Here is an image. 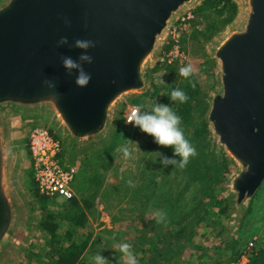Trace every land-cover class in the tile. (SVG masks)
Returning <instances> with one entry per match:
<instances>
[{
	"label": "water",
	"instance_id": "95a60500",
	"mask_svg": "<svg viewBox=\"0 0 264 264\" xmlns=\"http://www.w3.org/2000/svg\"><path fill=\"white\" fill-rule=\"evenodd\" d=\"M242 29L215 47L219 92L207 122L236 167L228 194L233 208L252 200L264 182V0H246ZM196 0H7L0 6V109L47 116L69 144L98 139L118 100L144 88L143 71L169 23ZM61 37L69 43L57 46ZM76 39L95 42L87 87L75 84L61 57L77 60ZM45 80L55 82L57 94ZM0 114V250L13 230L5 185L7 155Z\"/></svg>",
	"mask_w": 264,
	"mask_h": 264
},
{
	"label": "rangeland",
	"instance_id": "374dc122",
	"mask_svg": "<svg viewBox=\"0 0 264 264\" xmlns=\"http://www.w3.org/2000/svg\"><path fill=\"white\" fill-rule=\"evenodd\" d=\"M6 1L0 0V6ZM203 1L196 0L192 6L183 10L193 13V18L188 25L179 28L177 16L167 27L168 29L176 28L178 42L187 56L184 66L192 65L193 74L186 79L179 75L175 66L160 64L156 61V57L162 50L160 40L151 59L145 65L144 88L138 92L123 95L118 100L112 109L110 123L102 137L69 144L47 116L18 117L12 115L9 110L5 112L0 109V114H4L1 125L7 155L5 185L16 213L13 230L0 250V264L47 263L48 249L43 244L46 230L39 226L48 214H53L55 217L56 233L61 236V240H67L63 236L70 231L71 241H86L87 250L76 264H94L92 258L98 253L107 260L106 264H123L121 253L116 245L128 243L134 253L135 247L141 241L137 238L140 230L137 226L138 221L135 222L133 219L135 215L141 213L140 211L145 212L143 214L145 223L152 217L150 204H147V208L142 207L140 204L142 197L133 194V191L147 182L145 177L154 175L156 183L159 180L156 176H161L165 166L160 162L161 157L155 153L167 156L174 151L172 148L158 146L152 137L126 124L125 120L133 107L141 106L142 111H151L155 104L167 105L180 116L181 102L172 101L171 92L190 80L195 84V91L189 101L188 115L184 119L181 118L180 126L186 139L192 145L197 143L196 158L203 156L206 160L211 178L209 184L214 188L220 187L219 191L227 199L224 200L228 202V209L222 215L217 214V207L209 210L210 217L218 219L219 223L215 224L213 230L202 231L197 236L195 243L199 245L194 247L200 246L205 250L209 248L210 251L207 250L208 253L199 257L196 248H187L181 257V260L184 259L187 262L177 264H248L249 259L257 251L264 250V182L250 202L233 208L234 198L228 194V185L237 169L229 160L224 148L218 144L206 119L211 98L219 92L218 62L213 57L214 49L230 33L242 29L248 12L247 1L220 0L213 7L198 13L197 8ZM183 11L178 15H181ZM35 126L50 128L53 132L55 130L62 143L64 164L76 166V174L83 164L90 166L85 168V172L96 167L97 151L105 150L111 138L120 130L122 135L127 134L121 145H126L130 149L131 158L125 159L123 153L117 151L121 145L110 152L106 156L107 168L101 171V187L79 192V194L73 189L81 207V209H75L67 201L45 199L35 194L27 150L28 133ZM125 127L126 130L122 129ZM202 145L205 149L200 147ZM224 159L225 162H223ZM182 179L185 180V176ZM183 180H179V184L184 182ZM129 181L132 182L131 185ZM86 189L88 190V187ZM159 190H161L160 185ZM131 194L136 200H130ZM83 199L88 202L83 204ZM224 200L221 201L222 205ZM199 201L202 205L207 204V200ZM81 216L83 222L81 221L79 225L70 224L66 219L71 217L80 220ZM220 228L223 230L221 244L214 238L215 230ZM225 241L234 243L226 248ZM217 245H220L219 250L214 251L212 247ZM58 251L60 253L62 248ZM140 264H163V261L156 259V262H153L152 252H148Z\"/></svg>",
	"mask_w": 264,
	"mask_h": 264
},
{
	"label": "trees",
	"instance_id": "16d2710c",
	"mask_svg": "<svg viewBox=\"0 0 264 264\" xmlns=\"http://www.w3.org/2000/svg\"><path fill=\"white\" fill-rule=\"evenodd\" d=\"M219 2L220 0H204L197 8V12L201 13ZM193 84V81L190 80L187 81L185 85L178 87L179 90L185 92L188 96L187 102L180 103L179 105V115L183 119L188 115L189 101L192 99V93L195 91V86L193 87ZM122 129L126 130V127ZM120 131L118 134L116 132L117 135L111 138L105 150L101 149L97 151L98 164L96 167H92L89 171L85 172V168L90 166L82 165L81 170L76 174L73 184L78 194L79 192L91 191L92 188L99 189L101 187V171H103L105 167L107 168L106 156L120 146L127 135H122ZM193 146L196 149L197 143H193ZM200 147L205 149L203 145ZM62 154L63 151L58 158L60 164L65 165ZM167 156L179 160V157H174L173 153ZM223 162H225V159ZM161 173V176H156V178L158 177L159 179L157 183L154 180V175H150L145 177V179H147L146 183L133 191V194L142 197L140 200L142 207L147 208V204H150L152 211L161 210L167 214L166 226L165 224H157L153 216L145 223L144 211H140L141 213H138L137 216L135 215L133 221H138L137 226L140 227V230L138 231L139 235L137 238L141 241V243L135 247L136 250L134 252L138 264H140L141 260L148 252H152L153 262H156V259H158L162 260L163 264L187 262L184 259L181 260L187 248H196L195 250L199 253V257L204 253H208L210 251L209 248L205 250L200 246L194 247V245H199L195 243L198 238L197 236L202 231L208 229L213 230L212 228L215 224L219 223L218 219L210 217L209 210L217 207V214L222 215V213H226V209H228V202H225L224 199L226 198H224L219 191L220 187L214 188L209 184L211 180L209 166L206 165V160L203 156H199L198 158L194 156L190 158L188 165L184 169H180L178 166L174 167L173 165H168L163 168ZM30 174L32 178L31 171ZM183 176H185V180L182 179ZM179 180H183L184 182L179 184ZM159 185L161 186V190L158 191ZM86 187H88V190ZM35 194L39 196L36 190ZM133 194H131L130 200H136ZM89 196L91 197L92 194ZM201 199L207 200V204L202 205L201 201H199ZM222 200H224V205L221 204ZM67 202L75 209H81L75 198ZM86 202L88 201L85 199L82 200L83 204H86ZM129 211H131V209H129ZM132 213L133 212H131V214ZM66 219L70 224L79 225L81 221L83 222L82 216L80 220L71 217H67ZM54 220L55 217L53 214H48L45 216L43 223L39 226V228H44L46 230L45 234L47 236L43 238V244L47 247L49 256V260L45 264H76L87 250L86 241H71L70 238L72 234L70 231L63 236L67 240H61V236L56 233L57 226ZM222 236L223 230L221 228L218 230L216 229L214 238L218 239L220 244L223 243ZM233 243L234 242L230 243V241H225L224 245L227 248L228 245ZM150 246L152 248L148 249ZM218 247H220V245L213 246L212 248L214 251H217L219 250ZM60 248H62V251L59 253L58 250ZM248 264H264V250L257 251L249 259Z\"/></svg>",
	"mask_w": 264,
	"mask_h": 264
},
{
	"label": "clouds",
	"instance_id": "9594fccd",
	"mask_svg": "<svg viewBox=\"0 0 264 264\" xmlns=\"http://www.w3.org/2000/svg\"><path fill=\"white\" fill-rule=\"evenodd\" d=\"M69 43L67 37H61L58 41V47L64 46ZM95 42L87 39H76L74 47L81 50L77 60H74L70 56H62L61 62L63 68L68 75H71L74 71L77 73L75 78V84L78 88H85L91 81V75L85 71L84 64H92L93 58L88 55L89 49L95 48ZM193 74L192 65L181 67L179 75L188 78ZM44 85L52 90L50 100L55 101L58 97L54 89L56 88L55 82L51 80H45ZM195 85L193 84V87ZM172 101H179L181 103L187 102L188 96L185 92L175 89L171 92L170 96ZM126 124H130L133 127L138 128L142 133L153 138L154 143L162 148H172L173 156L179 157V160L163 156L161 153H155L158 157H161L160 162L165 167L168 165L178 166L180 169H184L190 158L197 155L195 147L186 139L184 131L181 128V117L178 116L172 108L163 104H155L151 111H142L141 106L133 107L131 113L125 120ZM132 143L131 141H128ZM118 152H122L125 159L131 158V151L126 145H121L117 148ZM131 185V181L128 182ZM151 215L155 218L157 224H165L167 222V214L161 210H153ZM115 239V237H113ZM116 248L121 253V260L123 264H138L137 258L131 250V245L128 243H121L116 245ZM94 264H106L107 260L99 253L93 258Z\"/></svg>",
	"mask_w": 264,
	"mask_h": 264
},
{
	"label": "built area",
	"instance_id": "2783aa9c",
	"mask_svg": "<svg viewBox=\"0 0 264 264\" xmlns=\"http://www.w3.org/2000/svg\"><path fill=\"white\" fill-rule=\"evenodd\" d=\"M192 18V11H183L176 18L179 28L188 25ZM178 41L176 28H167L161 38L162 50L156 57V61L160 64L175 66L179 71L186 64L187 56ZM27 150L32 180L38 195L64 202L72 200L75 197L73 184L77 167L60 164L58 157L62 152V143L56 133L50 128L33 127L28 133Z\"/></svg>",
	"mask_w": 264,
	"mask_h": 264
},
{
	"label": "crops",
	"instance_id": "0c3cea01",
	"mask_svg": "<svg viewBox=\"0 0 264 264\" xmlns=\"http://www.w3.org/2000/svg\"><path fill=\"white\" fill-rule=\"evenodd\" d=\"M50 122H51V120H50ZM52 123L58 128V131L61 133V136H62V138H64V135H63V132H62V130H61V128H59L53 121H52ZM54 132H55V130H54ZM56 133V132H55ZM73 189H74V187H73ZM75 190V189H74ZM75 199H76V197H74ZM64 202V201H63Z\"/></svg>",
	"mask_w": 264,
	"mask_h": 264
}]
</instances>
